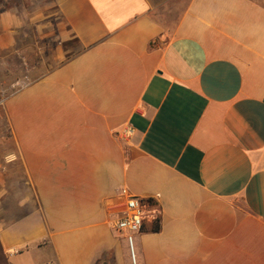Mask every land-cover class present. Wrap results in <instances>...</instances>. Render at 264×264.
Segmentation results:
<instances>
[{"label": "crops", "instance_id": "1", "mask_svg": "<svg viewBox=\"0 0 264 264\" xmlns=\"http://www.w3.org/2000/svg\"><path fill=\"white\" fill-rule=\"evenodd\" d=\"M53 3L79 49L0 111V264H264V0Z\"/></svg>", "mask_w": 264, "mask_h": 264}, {"label": "rangeland", "instance_id": "2", "mask_svg": "<svg viewBox=\"0 0 264 264\" xmlns=\"http://www.w3.org/2000/svg\"><path fill=\"white\" fill-rule=\"evenodd\" d=\"M53 1L0 0V111L20 88L79 49L73 42H56L60 20ZM6 124L0 115V137Z\"/></svg>", "mask_w": 264, "mask_h": 264}, {"label": "built area", "instance_id": "3", "mask_svg": "<svg viewBox=\"0 0 264 264\" xmlns=\"http://www.w3.org/2000/svg\"><path fill=\"white\" fill-rule=\"evenodd\" d=\"M2 101L0 100V103ZM121 194L124 197L123 211L111 222V229L117 233H126L130 236L142 230L147 211L140 198L131 196L125 189L122 190Z\"/></svg>", "mask_w": 264, "mask_h": 264}, {"label": "trees", "instance_id": "4", "mask_svg": "<svg viewBox=\"0 0 264 264\" xmlns=\"http://www.w3.org/2000/svg\"><path fill=\"white\" fill-rule=\"evenodd\" d=\"M142 200V204L144 205L146 211H148V207H150L149 205H151V200L149 199H141ZM149 230L151 232H158L160 230V218L159 216H154L152 218V220H150V226H149Z\"/></svg>", "mask_w": 264, "mask_h": 264}]
</instances>
